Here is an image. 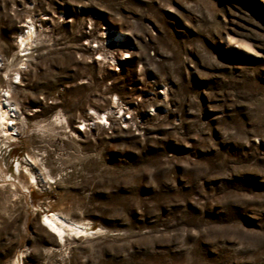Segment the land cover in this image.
<instances>
[{"label": "rangeland", "instance_id": "rangeland-1", "mask_svg": "<svg viewBox=\"0 0 264 264\" xmlns=\"http://www.w3.org/2000/svg\"><path fill=\"white\" fill-rule=\"evenodd\" d=\"M1 89L0 264H264V0H0Z\"/></svg>", "mask_w": 264, "mask_h": 264}, {"label": "bare ground", "instance_id": "bare-ground-1", "mask_svg": "<svg viewBox=\"0 0 264 264\" xmlns=\"http://www.w3.org/2000/svg\"><path fill=\"white\" fill-rule=\"evenodd\" d=\"M24 25L27 29L25 32L22 33V35L19 36V40L16 43V45H17L16 47L18 49L17 51H19V49H20V51H24V53L22 55H27V53L29 52V49H31V43L33 41V37L36 35V25H35L34 19L31 17L29 18L28 21H26V22L24 21ZM120 38H121L120 35L114 36V39L116 41L120 40ZM27 49H28V51H26ZM111 59H113V61H115V59L112 56H111ZM20 60H22V59H20ZM21 63H24V62H21ZM11 68L9 65L4 70L7 79H9L12 74L18 75V73H19V71H13V73L10 75L9 71L12 72V70H13ZM17 69H19V68H17ZM12 77H14V76H12ZM11 83H14V82L11 80L10 84ZM0 91H3L2 93H0V138L7 140L9 137H12L13 131H15L17 128V126L15 125V123H13L12 120L14 119V115L17 113L18 105L16 102H13L11 100V94H10L9 90L1 89ZM121 109L122 108L119 107L118 110L115 111L113 109V107H111V108H108L106 111L93 110L92 114H88L89 120H86L84 118L82 119V121L85 122V124H86V126H84L83 128H86V127L90 128L89 126L91 124L93 125L96 123H101V121L102 122H108V118L109 119L111 118V116H109V113L114 112V114H116L118 111H121ZM122 116H123V114L120 117H122ZM57 119H59V118H57ZM9 120H11V121H9ZM111 120L114 121V119H111ZM63 124H64V120H63ZM77 128L79 129V127H77ZM31 160L34 161V158H31ZM27 164H28L27 166L23 165V168L29 174L30 180L32 182H34L35 184H37V178H36L35 172L39 168L37 167V165H31V163H27ZM20 165L21 164H19V166ZM0 167H1V172H3V173L7 172L9 174V178H10L9 180H11L9 182L16 189L18 188L17 187L18 184L21 188L26 187V185H24V184H27L28 181L22 180L20 178L18 166L16 169L17 170L16 176H14L11 172H8L7 169H5L6 167L4 168V166L1 162V158H0ZM15 179H17L18 184H16L14 181H12ZM41 223L47 227L48 231H50V233H52L54 235V237H56L57 241H63L65 236H67V235L79 236V235L86 233L85 232L86 231L85 226L87 224L82 223L80 221L66 220L65 217L61 216L59 213H56V212H53L51 214H44L43 215V221Z\"/></svg>", "mask_w": 264, "mask_h": 264}]
</instances>
